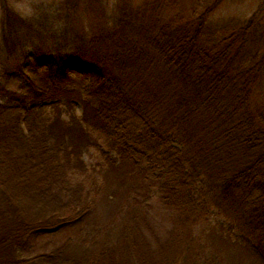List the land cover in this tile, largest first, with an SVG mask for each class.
Segmentation results:
<instances>
[{
  "label": "trees",
  "instance_id": "1",
  "mask_svg": "<svg viewBox=\"0 0 264 264\" xmlns=\"http://www.w3.org/2000/svg\"><path fill=\"white\" fill-rule=\"evenodd\" d=\"M1 1L0 264H223L194 235L219 220L230 243L264 264V0L223 26L211 17L227 0L187 13L170 0L119 8L73 44ZM75 103L82 117H66ZM90 147L150 183L173 212L165 238L136 199L87 229L99 197L86 185ZM63 230L77 235L25 256Z\"/></svg>",
  "mask_w": 264,
  "mask_h": 264
},
{
  "label": "rangeland",
  "instance_id": "2",
  "mask_svg": "<svg viewBox=\"0 0 264 264\" xmlns=\"http://www.w3.org/2000/svg\"><path fill=\"white\" fill-rule=\"evenodd\" d=\"M152 1L154 0H6L14 14L21 16L29 26L35 27L38 33L43 31L48 34L55 31L60 34L67 31L72 44L77 39L82 40L100 32L102 27L111 22L113 14H116L119 8L129 7L134 11ZM170 1L186 13L200 3V0ZM258 1H224L213 13L211 21L223 26L231 19H246L257 8ZM2 3L0 0V39L4 20ZM119 12L120 9L117 15ZM69 114L82 117V105L75 103L73 113H67L66 117ZM93 139H97L95 135ZM105 152H107L105 148L90 147L83 153L89 170L86 185L96 187L99 192L98 203L85 221L87 229L102 228L114 222L126 210L127 204L136 199L148 207L149 225L153 232L159 238H165L174 222L173 212L158 204L150 183L137 178L127 169L114 168L107 159L109 154ZM228 227L226 221L219 220L198 227L194 235L217 251L223 264H258L254 257L228 241L230 235ZM74 232L75 230H63L55 235L43 236L25 256L36 258L49 254L66 243L69 238L75 237L77 234ZM35 261V264H48L42 259Z\"/></svg>",
  "mask_w": 264,
  "mask_h": 264
}]
</instances>
